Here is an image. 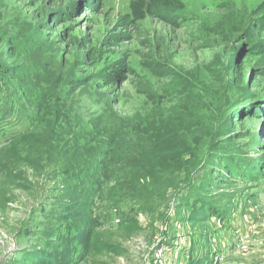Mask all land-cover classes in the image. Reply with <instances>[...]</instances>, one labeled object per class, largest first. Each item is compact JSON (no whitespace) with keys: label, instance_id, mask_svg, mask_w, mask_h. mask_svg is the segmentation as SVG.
<instances>
[{"label":"rangeland","instance_id":"374dc122","mask_svg":"<svg viewBox=\"0 0 264 264\" xmlns=\"http://www.w3.org/2000/svg\"><path fill=\"white\" fill-rule=\"evenodd\" d=\"M175 1L136 21L131 0H0V77L29 117L75 96L153 113L159 140L139 185L68 187L44 151H0V264H264V0Z\"/></svg>","mask_w":264,"mask_h":264},{"label":"trees","instance_id":"16d2710c","mask_svg":"<svg viewBox=\"0 0 264 264\" xmlns=\"http://www.w3.org/2000/svg\"><path fill=\"white\" fill-rule=\"evenodd\" d=\"M181 8L175 0H131L130 16L136 21L149 15L166 20ZM2 78L0 151L6 154L3 155L6 167L17 166L16 154L20 151H44L49 166L57 171L55 178L70 180L68 187H84L86 179L96 174L121 178L130 171L129 179L135 185L140 184L148 170V157L159 143L154 135L157 127H151L148 122L153 119V113L133 116L115 107L93 110L75 96L57 99V93H52L51 100L48 95L45 102L46 92H42L36 102V114L29 117L30 111L26 109L29 101L10 93ZM49 106H53L52 112L47 109ZM125 167L130 170H122Z\"/></svg>","mask_w":264,"mask_h":264}]
</instances>
